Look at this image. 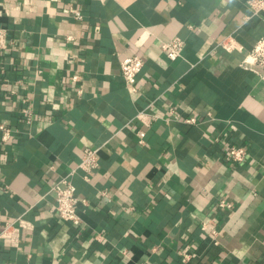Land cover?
Segmentation results:
<instances>
[{
    "label": "crops",
    "instance_id": "obj_1",
    "mask_svg": "<svg viewBox=\"0 0 264 264\" xmlns=\"http://www.w3.org/2000/svg\"><path fill=\"white\" fill-rule=\"evenodd\" d=\"M248 1L0 0V125L13 131L0 135V218L27 223L0 264H264V79L241 65L264 13ZM230 35L244 53L218 47ZM136 55L132 93L121 62ZM86 148L99 166L72 178L76 226L51 190Z\"/></svg>",
    "mask_w": 264,
    "mask_h": 264
},
{
    "label": "built area",
    "instance_id": "obj_2",
    "mask_svg": "<svg viewBox=\"0 0 264 264\" xmlns=\"http://www.w3.org/2000/svg\"><path fill=\"white\" fill-rule=\"evenodd\" d=\"M248 6L251 11V17L260 16L264 13V0H249ZM72 13L77 19H82V14L78 10H73ZM192 29L193 27L190 26ZM6 31L0 28V50L7 48ZM218 47L228 52H240L244 53L245 48L243 45L235 39L233 36H228L219 42ZM185 48V42L180 38H175L169 42L162 43V49L166 53L167 57L171 61H176L182 57ZM144 61L140 56H131L123 59L121 62V74L126 83V86L132 93L138 92V75L142 71ZM244 68L256 71L260 73L264 79V38L257 41L251 50H249L243 58L242 64ZM74 81L78 80V76L75 75L72 78ZM23 113L28 119L31 118L32 113L29 109H23ZM195 120H190L194 122ZM12 129L7 125H0L1 141L7 143L12 138ZM140 142L144 143V134H139ZM100 148H86L81 156V160L76 168L72 169L69 173L64 175L59 181H57L51 192L54 194L56 201V209L58 217L68 223H72L76 226L80 225V215L78 213V207L81 202L77 195L76 186L73 183V176L76 171L81 170L84 173V178L87 181L91 179V173L98 168ZM228 155L230 159L236 163L244 162L247 156L246 148L243 146H231L228 149ZM219 207L222 209L232 211L234 204L226 199H222L219 202ZM19 224L17 226L16 224ZM17 223L2 222L0 218V242L8 241L12 246H17L19 240V229L26 226V222L23 217L18 219ZM202 230L209 232L212 235H216L217 232L207 224L202 225ZM188 257L186 256L185 259Z\"/></svg>",
    "mask_w": 264,
    "mask_h": 264
}]
</instances>
